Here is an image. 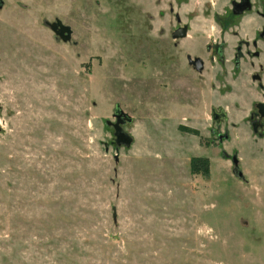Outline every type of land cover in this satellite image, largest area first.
Returning a JSON list of instances; mask_svg holds the SVG:
<instances>
[{
  "label": "rangeland",
  "instance_id": "rangeland-1",
  "mask_svg": "<svg viewBox=\"0 0 264 264\" xmlns=\"http://www.w3.org/2000/svg\"><path fill=\"white\" fill-rule=\"evenodd\" d=\"M230 1L0 0V264H264V123L248 118L264 41L259 59L232 60L264 0L238 16ZM176 15L191 48L224 41L223 72L207 61L205 82L190 77L193 108L167 73ZM116 104L129 145L115 142ZM193 114L202 139L177 128Z\"/></svg>",
  "mask_w": 264,
  "mask_h": 264
},
{
  "label": "flooded vegetation",
  "instance_id": "flooded-vegetation-1",
  "mask_svg": "<svg viewBox=\"0 0 264 264\" xmlns=\"http://www.w3.org/2000/svg\"><path fill=\"white\" fill-rule=\"evenodd\" d=\"M243 2L242 0H231V8L230 13L233 16H238L251 9V0H249V5L240 6ZM240 4V5H238ZM260 17L264 19V11L258 12ZM181 19L178 15L175 16V24L174 28L171 31V43L169 47V55H168V75L170 79L171 89L174 90L178 87H182L181 91L183 93L182 99L186 102V105L190 107H195L193 101H198L199 98L196 95L194 98L193 93L191 90V78L193 77V81L196 84H200V81L205 82V65L206 62H210V66L218 65L220 67V71L223 72V64L226 61L224 57V41L219 39L216 41L214 39L213 42H207L203 45V48L197 47L196 49L191 48L189 46L188 40L192 37L189 34V26L187 23L181 24ZM58 29L57 26H55ZM53 30V29H52ZM256 37V38H255ZM248 42H240L239 45L235 46V51L233 54V65L234 69H238L240 62L242 61L245 52L251 54L254 59H259L261 53L259 49H257L258 42L264 41V25L261 27L259 33ZM187 41L186 45L178 47L180 41ZM252 47L251 51L244 49L245 47L250 46ZM207 53V56L206 54ZM254 64V63H253ZM226 65V64H224ZM253 66L256 68L251 71L250 79L255 84V88L259 91L264 90V61H258ZM180 76V77H178ZM176 77L182 79V83H178ZM177 78V79H178ZM198 78V83H196V79ZM180 84V85H179ZM213 84V86H212ZM222 80L218 76L217 73L212 75V79L210 80V88H214L215 91L218 92L221 90ZM184 88V89H183ZM193 95V96H192ZM194 99V100H193ZM195 115L191 118L192 121L188 122V120L184 121L183 123H179L177 128L179 131L188 134L189 136L197 137L200 136L199 129L194 127L193 125H198L197 122L193 123V119ZM114 117V116H113ZM210 120L211 122L215 123L216 125H220L221 121L226 117V114L220 109V107H210ZM115 118V117H114ZM248 118L251 123L252 130L256 132L259 128L263 127L264 123V100L257 103L255 109H251L248 113ZM116 121V118H115ZM214 133V130H211V133ZM220 138V137H219ZM193 156H203V155H193ZM192 157V156H191ZM190 157V158H191ZM207 157V156H205ZM189 158V161H190ZM232 158V157H231ZM232 163V161H231ZM233 165V164H232Z\"/></svg>",
  "mask_w": 264,
  "mask_h": 264
},
{
  "label": "water",
  "instance_id": "water-1",
  "mask_svg": "<svg viewBox=\"0 0 264 264\" xmlns=\"http://www.w3.org/2000/svg\"><path fill=\"white\" fill-rule=\"evenodd\" d=\"M242 1L245 3L238 5L240 6H243L244 4L245 6L249 5V0H242ZM55 26H57L58 29H56ZM52 29L62 40H67L70 37V29L68 28V26L64 25L58 19L55 21V25L52 26ZM113 116L116 118V121L113 123L115 142L118 145H129L131 138L126 133V131L123 130L122 124H124L125 122H131L132 118L127 113H125L118 104H116L115 107L113 108ZM106 123L110 124L111 122L107 120ZM231 161L233 164V169H232L233 174L238 178H242L243 174L238 166L237 156L232 155Z\"/></svg>",
  "mask_w": 264,
  "mask_h": 264
},
{
  "label": "trees",
  "instance_id": "trees-1",
  "mask_svg": "<svg viewBox=\"0 0 264 264\" xmlns=\"http://www.w3.org/2000/svg\"><path fill=\"white\" fill-rule=\"evenodd\" d=\"M189 171L192 175L207 177L210 174V161L205 156H192L189 161Z\"/></svg>",
  "mask_w": 264,
  "mask_h": 264
}]
</instances>
